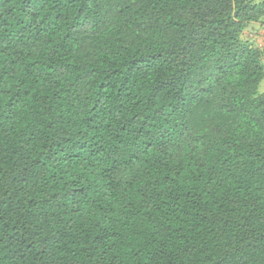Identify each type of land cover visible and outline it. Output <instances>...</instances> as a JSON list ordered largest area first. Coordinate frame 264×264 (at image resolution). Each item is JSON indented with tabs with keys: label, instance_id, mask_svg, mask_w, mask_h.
<instances>
[{
	"label": "trees",
	"instance_id": "obj_1",
	"mask_svg": "<svg viewBox=\"0 0 264 264\" xmlns=\"http://www.w3.org/2000/svg\"><path fill=\"white\" fill-rule=\"evenodd\" d=\"M223 2L0 0V264H264V110L213 103L264 28Z\"/></svg>",
	"mask_w": 264,
	"mask_h": 264
},
{
	"label": "clouds",
	"instance_id": "obj_2",
	"mask_svg": "<svg viewBox=\"0 0 264 264\" xmlns=\"http://www.w3.org/2000/svg\"><path fill=\"white\" fill-rule=\"evenodd\" d=\"M238 0H224V2L214 9L216 14H219L222 10L232 9V15L235 16V9ZM250 7L255 6L253 11L255 12V20H249L248 23L259 22L260 26L264 28V0H252ZM11 7V5H9ZM3 9H0L2 12ZM237 21L239 17H235ZM237 37L239 32L236 33ZM229 43L231 41H228ZM224 55V51L220 50L216 56L211 57L212 60ZM203 65L209 63V57L205 56L201 61ZM222 91H218L213 101L217 106H223L225 108L231 106L238 110V119L241 120V128L237 132V135H249L256 129L254 125L247 120V116L251 114H258L264 110V49L261 50V55L256 58L255 62L249 64L247 67L241 65L235 69L232 73L226 75L221 84ZM7 100V97H4ZM251 201L252 197H248ZM262 214H264V206L261 208ZM210 243L207 244L206 250H202L201 256L197 258L198 261L212 255L217 247H226V242L219 239H213L209 237ZM203 248V246H202ZM58 255H60L58 253ZM219 255V253H216ZM253 258H258L264 261V250L256 251L250 254ZM191 259V258H189Z\"/></svg>",
	"mask_w": 264,
	"mask_h": 264
},
{
	"label": "rangeland",
	"instance_id": "obj_3",
	"mask_svg": "<svg viewBox=\"0 0 264 264\" xmlns=\"http://www.w3.org/2000/svg\"><path fill=\"white\" fill-rule=\"evenodd\" d=\"M258 32H259V37H256V38L262 40V42H263V39H264V30H260L259 29Z\"/></svg>",
	"mask_w": 264,
	"mask_h": 264
},
{
	"label": "crops",
	"instance_id": "obj_4",
	"mask_svg": "<svg viewBox=\"0 0 264 264\" xmlns=\"http://www.w3.org/2000/svg\"><path fill=\"white\" fill-rule=\"evenodd\" d=\"M259 37V36H258ZM257 45L264 47V39L263 42L260 39L255 38Z\"/></svg>",
	"mask_w": 264,
	"mask_h": 264
}]
</instances>
